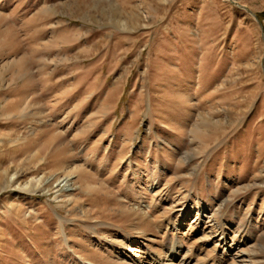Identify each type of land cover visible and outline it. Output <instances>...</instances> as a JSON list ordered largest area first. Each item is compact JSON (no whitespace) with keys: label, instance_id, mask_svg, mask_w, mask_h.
Here are the masks:
<instances>
[{"label":"rangeland","instance_id":"rangeland-1","mask_svg":"<svg viewBox=\"0 0 264 264\" xmlns=\"http://www.w3.org/2000/svg\"><path fill=\"white\" fill-rule=\"evenodd\" d=\"M0 264H264V0H0Z\"/></svg>","mask_w":264,"mask_h":264}]
</instances>
